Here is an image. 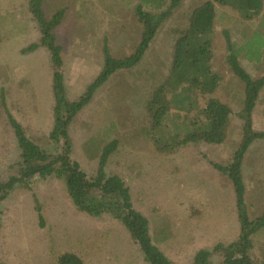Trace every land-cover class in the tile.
<instances>
[{"label":"rangeland","instance_id":"obj_1","mask_svg":"<svg viewBox=\"0 0 264 264\" xmlns=\"http://www.w3.org/2000/svg\"><path fill=\"white\" fill-rule=\"evenodd\" d=\"M139 1L43 0L46 16L57 9H66L55 33L57 43L63 47L62 72L68 101L78 99L100 71L104 43L111 57L133 53L141 35L134 15ZM197 3L198 0H182L181 6L158 29L141 64L112 76L76 115L69 129L71 158L89 178L97 171L96 141L104 140L105 144L117 141L105 173L117 175L125 182L134 209L147 218L153 242L171 264H193L199 250L212 252L218 243L227 245L239 236L232 186L212 166L229 162L239 143L241 127L236 114L242 85L225 63L221 33L228 30L232 42L240 45L246 30L250 34L260 29L264 40V16L252 23L235 16L232 20L218 19L213 63L224 79L216 96L229 103L234 113L228 139L218 146L188 145L171 152L158 148L154 142L157 137L152 139L146 133L150 123L144 101L167 75L175 30L187 24V15ZM27 4L28 0H0V90L5 97V109L22 125L26 136L54 155L58 147L48 137L53 104L45 90L47 78L51 77L49 53L43 47L23 53L40 39ZM217 9L218 14L224 12ZM259 44L256 41L255 50ZM239 62L253 79L263 76L264 46L258 61H249L241 55ZM203 104L199 99L198 105ZM263 108L264 89L253 113L257 131L264 130ZM175 113L171 111V123L176 122ZM19 154L0 102V180L16 175L17 168L13 167L20 162ZM242 175L249 215L255 219L264 212V140L255 142L246 153ZM0 223L3 264H57L63 253L76 254L85 264H147L118 221L107 215L93 218L79 212L66 192L64 180L46 173L18 184L0 201ZM251 240L250 256L254 264H261L264 228ZM210 261L219 264L220 257L214 254Z\"/></svg>","mask_w":264,"mask_h":264},{"label":"trees","instance_id":"obj_2","mask_svg":"<svg viewBox=\"0 0 264 264\" xmlns=\"http://www.w3.org/2000/svg\"><path fill=\"white\" fill-rule=\"evenodd\" d=\"M198 2L189 11L187 24L181 30H175L172 62L167 75L161 83L151 89L149 97L144 101L146 117L150 123L146 133L152 139L157 137L154 140L155 146L163 147L166 152L188 145L218 146L228 139L234 113L229 103L216 96L224 79L214 69V28L218 19L223 17L232 20L235 16L245 23H252L264 16V0H198ZM181 3L182 0L139 1L134 15L141 27V35L133 53L122 58L111 57L104 43L100 71L78 99L68 101L62 72L63 47L57 43L55 33L65 18L66 9H57L50 16H46L43 0H29L28 9L37 26L40 39L38 44L30 45L23 53L32 52L38 47L45 48L49 53L54 105L52 128L48 137L58 147V152L50 154L26 136L22 125L5 109V97L0 90L1 107L4 108L20 150V162L13 167L17 168L16 175L10 176L6 181L0 180V201H3L18 184L28 182L34 175L46 173L56 179H63L66 192L79 212L93 218L107 215L118 221L127 230L147 264H171L153 242L147 218L134 209L125 182L117 175L105 173L107 161L117 149V141L112 140L106 144L104 140L96 141L97 171L89 178L79 163L71 158L72 139L69 129L76 115L92 101L96 91L112 76L141 64L158 29L170 19ZM217 7L224 12L218 14ZM221 34L225 41V63L233 78L242 85V96H238L237 100L239 111L236 114L241 127L239 143L229 162L214 163L212 166L232 186L239 236L227 245L218 243L212 252L199 250L194 256L193 264H211L210 258L214 254L220 257L219 264H254L250 256L253 244L251 237L264 228V212L255 219L250 218L242 168L250 147L255 142L264 140V130L257 131L253 125V113L264 89V75L253 79L240 65L239 57L243 55L253 62L261 59L264 40L260 29L250 34L249 30L248 32L246 30L242 35L243 43L240 45L232 42L228 30L224 29ZM254 41L260 42L256 50ZM199 99L203 100V106L198 105ZM173 110L176 111L174 115L176 122L171 123ZM261 112L264 114V108ZM168 121L171 124H167ZM39 222L43 226L41 215ZM57 264L85 263L76 254L63 253L57 258ZM261 264H264V260Z\"/></svg>","mask_w":264,"mask_h":264},{"label":"crops","instance_id":"obj_3","mask_svg":"<svg viewBox=\"0 0 264 264\" xmlns=\"http://www.w3.org/2000/svg\"><path fill=\"white\" fill-rule=\"evenodd\" d=\"M28 2H29V0H28ZM27 7H28V4H27ZM45 49V48H44ZM47 53H48V51H47ZM49 59V67H50V70H51V77L50 78H47V80H48V83H47V85H46V94H50L51 95V97L49 98V99H51V101H52V104L54 105V102H53V98H52V93H51V84H52V68H51V64H50V57L48 58ZM47 77H49V76H47ZM48 99V100H49ZM53 108V107H52ZM51 113H52V111H51ZM51 117H52V114H51ZM52 128V127H51Z\"/></svg>","mask_w":264,"mask_h":264}]
</instances>
